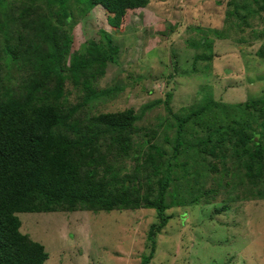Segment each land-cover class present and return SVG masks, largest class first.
<instances>
[{
  "label": "trees",
  "instance_id": "trees-1",
  "mask_svg": "<svg viewBox=\"0 0 264 264\" xmlns=\"http://www.w3.org/2000/svg\"><path fill=\"white\" fill-rule=\"evenodd\" d=\"M39 1L0 0V264L48 258L45 245L21 230L19 213L154 209L158 220L147 230L141 261L148 264L157 234L172 218L167 209L217 202L220 213L251 193L264 198V97L228 104L209 98L185 115L171 112L176 128L170 150L151 145L129 170L124 159L132 148L134 110L87 112L92 101L113 91L96 83L118 48L101 30L103 41L89 38L82 50L71 51L70 6L84 13L101 6L108 25L122 28L128 9L149 0H43L47 10ZM53 5L59 6L56 18ZM256 55L264 59V41ZM67 79L80 92L76 104L65 99ZM166 108L171 111L167 101ZM228 149L243 170L234 185L224 180L229 169L220 167ZM182 150L193 152V163ZM219 169V178L207 183Z\"/></svg>",
  "mask_w": 264,
  "mask_h": 264
},
{
  "label": "rangeland",
  "instance_id": "rangeland-1",
  "mask_svg": "<svg viewBox=\"0 0 264 264\" xmlns=\"http://www.w3.org/2000/svg\"><path fill=\"white\" fill-rule=\"evenodd\" d=\"M38 5L47 10L46 1ZM58 7H51L52 18L58 17ZM70 7L75 16L71 51L82 50L89 38L97 40L101 30L118 48L96 83L113 91L92 101L87 112L134 110L132 148L124 159L129 170L151 145L170 150L176 128L171 112L185 115L209 98L228 104L264 97V59L256 55L264 41V0H149L145 7L128 9L122 28L108 25L101 6L86 13L75 3ZM65 87L66 101L76 104L80 92L68 79ZM230 151L220 167L229 169L224 180L234 185L243 170ZM183 154L193 163L191 150ZM222 169L208 175L207 183L213 184ZM247 196L220 213L217 202L167 209L172 218L157 234L148 264H264V198ZM18 215L21 230L45 245L43 264H141L148 253L147 230L158 220L151 208Z\"/></svg>",
  "mask_w": 264,
  "mask_h": 264
}]
</instances>
